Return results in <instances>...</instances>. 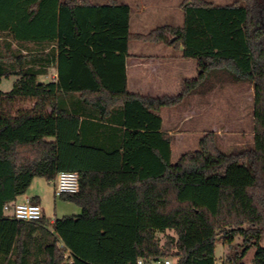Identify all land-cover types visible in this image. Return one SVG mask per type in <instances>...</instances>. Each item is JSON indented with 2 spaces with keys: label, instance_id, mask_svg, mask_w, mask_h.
Returning <instances> with one entry per match:
<instances>
[{
  "label": "trees",
  "instance_id": "trees-1",
  "mask_svg": "<svg viewBox=\"0 0 264 264\" xmlns=\"http://www.w3.org/2000/svg\"><path fill=\"white\" fill-rule=\"evenodd\" d=\"M182 6L183 26L142 34L130 30L131 7L116 0H0V77L57 70L47 87L54 116L0 115V264H216L221 234L230 244L242 237L227 261L245 264L255 248L252 264H264V0ZM172 37L197 60L198 76L172 96L129 92V42ZM212 72L253 85L254 143L226 152L209 131L199 149L173 163L171 139L153 110L210 92ZM60 99L83 107L72 113ZM92 118L126 129L112 145L109 130L88 134ZM60 171L79 172L78 191L60 198L80 214L29 222L5 212L35 177L54 181ZM167 230L175 235L161 244L157 232Z\"/></svg>",
  "mask_w": 264,
  "mask_h": 264
},
{
  "label": "rangeland",
  "instance_id": "rangeland-1",
  "mask_svg": "<svg viewBox=\"0 0 264 264\" xmlns=\"http://www.w3.org/2000/svg\"><path fill=\"white\" fill-rule=\"evenodd\" d=\"M95 3L106 2L107 0H91ZM119 2H130L134 4V8L140 5L141 0H118ZM143 1V0H142ZM146 2H154L153 6L148 9L140 17L153 18L152 22H148L145 28H155L158 24H161L157 19H168L173 15L175 20H180L181 15L184 13L177 12L173 7L172 10H166L163 6L166 0H144ZM175 0L171 1L174 6ZM183 0H178L182 2ZM215 4L226 5L232 4L237 0H208ZM135 11V10H134ZM136 13V11H135ZM135 17V16H134ZM135 25H133V28ZM178 48V47H174ZM182 52V50H179ZM53 78V74L48 77L39 76L35 78H25L18 74L3 75L0 77V115L9 116L16 115L19 111L24 110V114H31L33 116H40L32 110V106L29 105V100L33 97H48L50 94L46 90L50 85ZM227 76L218 78L213 72L211 73L210 79L205 84L207 87L215 86L219 83L220 87H215L206 94H191L176 106L178 118H182L183 111L190 105H197L199 109L202 106V96L204 102V108L206 113L204 117H196L192 115V119L186 122L185 128L195 121H198L194 125H200V130L189 133L186 131L185 138L178 136L173 143V154L172 162L176 163L179 161L181 156L185 153L195 151L199 149L200 140L203 136L209 132L214 131L219 134V143L221 148L226 152H232L236 148L244 147L246 145L251 146L254 143V119H253V106H254V88L249 82H238L229 83L226 81ZM44 79L45 85L43 87L38 86V81ZM203 86V89L204 87ZM182 89V88H181ZM181 89L176 91L178 94ZM39 92H43L41 95ZM45 91V92H44ZM37 92V93H36ZM48 93V94H47ZM206 104V105H205ZM28 107V108H27ZM27 108V109H26ZM35 182L30 189L39 190V195L42 198V208L44 213L50 220L62 219L65 216H75L79 212L77 204L66 201L60 197H56L51 185L46 180ZM168 235H175L174 231L167 230L166 232H157V237L161 244H164L167 240ZM242 243V237L237 236L235 240L230 243H225L224 235L219 236V240L216 246V258L217 262L221 264H233L226 260L228 255H232L238 244ZM240 249V248H239ZM255 255V248L248 251L246 257L243 259L245 264H252V259ZM175 261V258H171Z\"/></svg>",
  "mask_w": 264,
  "mask_h": 264
},
{
  "label": "crops",
  "instance_id": "crops-1",
  "mask_svg": "<svg viewBox=\"0 0 264 264\" xmlns=\"http://www.w3.org/2000/svg\"><path fill=\"white\" fill-rule=\"evenodd\" d=\"M119 2L118 0H116ZM171 1L166 0L163 6L166 10H172L173 7L179 12L184 13V9L182 6V2L178 3V0H175L174 6H172ZM93 2V1H92ZM108 2V0L106 1ZM102 2V3H106ZM95 3V2H93ZM128 4L131 7V16H130V30L133 33H148L152 29L161 26H170V27H181L184 25L185 15H181L180 20H175L173 15L168 19L159 18L157 21L161 24H158L155 28H150V30L145 28L146 23L149 21L152 22L153 18L147 19V17H140L150 6L154 5V2H146L142 1L137 8H134V4L130 2L124 1L119 2ZM101 4V3H100ZM136 13H135V11ZM135 16V17H134ZM133 25H135L133 28ZM174 37L170 39V41H142V40H131L128 46V53L126 59V68H127V87L129 92L133 94H139L145 97H157L163 95H176V91L181 89L183 86V82L186 79H195L198 76V62L196 59L191 57L183 56L182 46H179L177 49L174 48L173 45ZM179 50H182L179 51ZM53 74V78L51 82L57 81V70L56 68H51L48 74L40 75L44 77H48ZM39 84L45 85L44 79L38 81ZM220 87L219 83H216V88ZM50 88L47 89L49 91ZM79 96V94H77ZM202 96V106L199 109L196 108L197 105H190L185 108L183 111L182 118H178V114L176 110V106L172 107H162L159 110H153V112L159 115L162 119L161 131L164 132L171 139V148L173 154V143L177 139L178 136L185 138L186 131L189 133L199 131L200 125H194L198 121H195L193 125L189 124L185 128L186 122H189L193 117L192 115H196V117H204L206 113V108L208 104L204 108ZM60 106L69 110L70 112L79 111L82 109V105H79L76 99H60ZM29 105L33 108L32 110L36 111L35 113L40 116H54L55 109L53 106V96L50 95L48 97H33L29 100ZM81 107V108H80ZM28 108V107H27ZM26 108V109H27ZM21 110L18 114L13 116H24ZM31 115V114H28ZM81 120L83 119V115H80ZM123 116H117V120H123ZM91 121L94 123H88V134L92 136H99L102 130L108 131V140L112 145L116 142V137L119 138L120 133L122 132L120 129H126L119 121H110L109 119H100V118H92ZM87 127V124H86ZM106 127L108 129H106ZM86 131V133H87ZM95 134V135H93ZM122 134V133H121ZM40 180H46L44 177L37 176L33 179L30 187L27 191L20 195L17 198V202H23L25 200H32L34 197H39V203L42 204V198L38 194L39 190L30 189L35 182H42ZM47 181V180H46ZM51 185H53V190L55 188V180L48 181ZM44 210V209H43ZM81 213V208L79 207L78 214ZM76 214V215H78ZM46 216V214L44 213ZM54 220H51L53 222ZM13 260V256L11 258ZM2 264V263H1Z\"/></svg>",
  "mask_w": 264,
  "mask_h": 264
},
{
  "label": "built area",
  "instance_id": "built-area-1",
  "mask_svg": "<svg viewBox=\"0 0 264 264\" xmlns=\"http://www.w3.org/2000/svg\"><path fill=\"white\" fill-rule=\"evenodd\" d=\"M79 189V172L78 171H60L55 178L54 194L61 197L66 193H75ZM5 212L18 220L38 222L44 216V210L40 203H34L31 200L23 202H10L4 207ZM138 264H174L171 258L145 263L142 259ZM216 264H221L216 262Z\"/></svg>",
  "mask_w": 264,
  "mask_h": 264
}]
</instances>
